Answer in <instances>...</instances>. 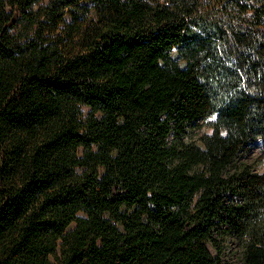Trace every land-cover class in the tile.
Listing matches in <instances>:
<instances>
[{"label": "trees", "instance_id": "trees-1", "mask_svg": "<svg viewBox=\"0 0 264 264\" xmlns=\"http://www.w3.org/2000/svg\"><path fill=\"white\" fill-rule=\"evenodd\" d=\"M257 139L264 0H0V264H264Z\"/></svg>", "mask_w": 264, "mask_h": 264}, {"label": "rangeland", "instance_id": "rangeland-1", "mask_svg": "<svg viewBox=\"0 0 264 264\" xmlns=\"http://www.w3.org/2000/svg\"><path fill=\"white\" fill-rule=\"evenodd\" d=\"M203 130H204V128H202V131ZM260 148H261V140L257 139L255 141H253L250 144V149H249L248 153L244 157V160L247 163H249L254 170H256L258 172H261L263 170V165H264L262 163V161H259L256 159ZM223 258L229 264H240L238 250L232 244H229V246H226Z\"/></svg>", "mask_w": 264, "mask_h": 264}]
</instances>
